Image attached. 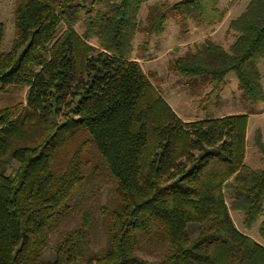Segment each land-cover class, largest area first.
<instances>
[{"label": "trees", "instance_id": "trees-1", "mask_svg": "<svg viewBox=\"0 0 264 264\" xmlns=\"http://www.w3.org/2000/svg\"><path fill=\"white\" fill-rule=\"evenodd\" d=\"M147 1L15 0L7 51L0 23V101L25 91L0 103V264H264V168L244 163L248 116L184 122L131 58L137 32L159 37L169 18L213 27L227 10L157 1L141 25ZM227 33V49L204 40L170 71L207 81L205 99L233 74L243 97L262 102L264 0H249ZM253 144L264 158L260 129ZM101 170L113 198L101 211L105 244L88 251L93 217L79 207ZM71 210L77 226L44 260L49 230ZM230 211L247 233L258 224L261 242Z\"/></svg>", "mask_w": 264, "mask_h": 264}, {"label": "rangeland", "instance_id": "rangeland-1", "mask_svg": "<svg viewBox=\"0 0 264 264\" xmlns=\"http://www.w3.org/2000/svg\"><path fill=\"white\" fill-rule=\"evenodd\" d=\"M157 1H162L170 6L179 0H148L139 10L138 22L141 25L145 24L148 6ZM248 2L249 0H221L218 7L221 10L226 9L227 12L223 20L213 27L188 23L183 30L182 27L175 24L172 18H169L163 34L159 37H147L137 32L132 42L131 58L139 63L143 73L148 76L162 99L175 114L179 115L181 120L199 121L226 115H247L244 163L252 169H261L264 168V158L254 146L253 137L254 132L260 129L264 142V99L262 102L252 103L243 97L233 74L227 75L225 84L217 93L209 95L210 97L205 99L211 90L207 81L198 79L188 83V80L169 69V65L175 58L204 40H210L227 49L233 41V36L227 33L228 25L244 11ZM14 4L15 0H0V23L5 27L3 51L10 48L15 37ZM75 29L79 35L82 34L83 29L80 24ZM90 45L96 47L95 41L92 40ZM258 71L264 91V60L258 63ZM24 97L25 91H14L9 98L1 99L0 103L4 104L8 99L24 100ZM85 189V201L79 208L86 206L93 217L92 229L85 239V248L88 251H96L105 244L101 211L104 206L112 202L113 183L101 170L88 179ZM226 201L228 200L226 199ZM229 214L238 230L257 242H261L257 231L258 224L247 233L242 228L241 215L232 211ZM78 221L77 211L71 210L62 222L49 230L48 245L43 252L44 260H53L55 242L64 232L76 227Z\"/></svg>", "mask_w": 264, "mask_h": 264}, {"label": "crops", "instance_id": "crops-1", "mask_svg": "<svg viewBox=\"0 0 264 264\" xmlns=\"http://www.w3.org/2000/svg\"><path fill=\"white\" fill-rule=\"evenodd\" d=\"M178 117H179V115L178 114H176ZM180 118V117H179ZM181 119V118H180ZM182 121H184V120H182ZM184 122H189V121H184ZM246 133H247V130H246Z\"/></svg>", "mask_w": 264, "mask_h": 264}]
</instances>
